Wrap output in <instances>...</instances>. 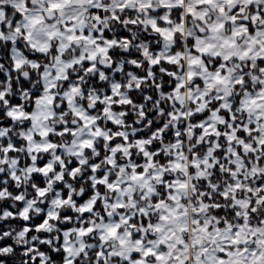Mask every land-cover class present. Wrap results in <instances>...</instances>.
Here are the masks:
<instances>
[{
  "label": "snow or ice",
  "instance_id": "6c2138e0",
  "mask_svg": "<svg viewBox=\"0 0 264 264\" xmlns=\"http://www.w3.org/2000/svg\"><path fill=\"white\" fill-rule=\"evenodd\" d=\"M0 264H264V0H0Z\"/></svg>",
  "mask_w": 264,
  "mask_h": 264
}]
</instances>
